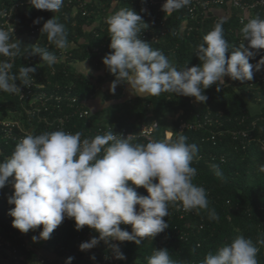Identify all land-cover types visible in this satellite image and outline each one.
<instances>
[{
  "label": "clouds",
  "instance_id": "9594fccd",
  "mask_svg": "<svg viewBox=\"0 0 264 264\" xmlns=\"http://www.w3.org/2000/svg\"><path fill=\"white\" fill-rule=\"evenodd\" d=\"M191 2L166 0L162 10L170 15ZM30 3L36 9L59 12L64 0H30ZM41 19L37 18L34 23L39 24ZM225 22V18L218 20L197 46L195 53L202 63L178 69L160 50L140 39L141 29L147 24L134 10L121 8L109 14L106 23L110 48L114 51L103 58V63L116 76L110 91L114 94L117 85L126 82L137 96L155 97L168 92L206 102L205 90L217 84L219 91L225 76L241 82L251 81L254 67L256 71L264 67V58L256 65L249 62L256 54L249 49H264V18L257 16L247 23L241 21V34L243 41H248V47L241 42L230 56L226 55L230 45L224 36ZM41 32L57 49L69 47L67 30L55 17L43 24ZM26 53L39 54L42 64L48 67L58 61L47 48L38 45L30 51L24 48L14 38L13 27H0V57L8 58L0 59V91L20 93L17 80L30 85L36 67L22 66L16 75L11 72L13 65L9 62ZM82 135L79 131L73 134L64 130L27 134L12 155L0 161V189L14 176V194L8 203L15 207L9 215L14 217L13 227L21 233L43 225L40 236H34L33 240H47L66 217L74 218L76 230L88 226L99 233V239L93 237L90 242L81 243L80 250L86 251L100 240L134 241L139 245L143 238H155L169 227L164 218L169 216L170 204L178 209L182 206L186 212L195 210L197 214L205 210L209 220L219 221L215 209L209 207L206 189L193 183L197 169L192 162L198 158L199 149L185 135L178 134L172 139L169 134L164 140L146 144L133 143V135L123 138L112 129L91 139H82ZM210 167L215 175L222 176L218 165ZM258 172L264 173V165ZM129 181L145 188L149 195H139ZM121 224L131 225L132 232L122 230ZM236 231L238 234L230 243L215 252L209 251L201 264H259L257 244L264 246V236L254 243L239 234V229ZM112 247L116 259H125L117 245ZM73 259L68 257L65 264H72ZM91 259L96 257L93 255ZM147 264L176 262L164 248L154 250Z\"/></svg>",
  "mask_w": 264,
  "mask_h": 264
},
{
  "label": "trees",
  "instance_id": "16d2710c",
  "mask_svg": "<svg viewBox=\"0 0 264 264\" xmlns=\"http://www.w3.org/2000/svg\"><path fill=\"white\" fill-rule=\"evenodd\" d=\"M27 1L29 0H0V12L10 11L19 5L12 19L17 27V34L29 35L31 30L38 29L39 46L43 48L49 46L48 50L57 56L58 61L53 67L46 65L40 68L42 62L40 55L26 59L17 56L12 73L18 75L22 66L36 67L33 75L40 82H51L53 85L48 86L49 90L63 80L65 85L62 84V87L71 86L73 94L81 100L99 98L96 88L116 80L115 74L103 63V58L114 51L110 48L111 37L106 23L109 14L121 8H129L139 14L147 26L152 21V14H146L145 8L134 0H88L85 15L83 9L76 7L74 10V7L78 6V0H72L69 6V0H64L63 7L54 13L36 9L31 4L27 5ZM239 15L240 12L233 11L223 25L225 39L230 45L229 53L226 54L228 56L239 48L241 42L248 47V41H243L242 27L238 25ZM257 16L264 18V15L258 12L254 18ZM54 17L65 26L68 34L69 47L66 50L71 57L64 62L60 60V50H55L56 47L48 42L47 35L41 32L43 24ZM37 18H43L39 24L34 23ZM187 19L183 11H174L165 21L166 36L160 37L157 43H151V29L147 27L141 29L148 30V37L144 41L153 49L160 50L178 69L191 68L202 63L195 53L197 46L203 42V36L208 34L216 23L213 16L199 18L196 22H189L191 31L181 36L179 31ZM249 50L256 53L249 59L251 64L258 63L264 58V49ZM0 59L5 60L4 57ZM82 63L89 67L92 75L88 76L78 71V66L86 67ZM52 68H56L57 73L52 72ZM101 71L102 74H99ZM127 87L128 84L122 82L117 85L114 94L109 89L103 97L100 96L108 106L101 112L104 117L99 113L94 115L92 124L108 123L118 130L137 132L143 124L157 120L160 132L167 130L170 125L176 128L180 120L193 121L198 116L201 119L207 116L213 121L218 118L222 122L221 129L226 132L251 129L256 138L264 140V83L258 82L254 75L251 81L243 82L227 77L219 91L217 84H213L204 92L208 97L206 102H198L194 97L168 92L155 97L147 94L126 97ZM250 104L262 107L261 111L251 112ZM9 105L16 107V98H12L10 93L0 91V112L7 113ZM157 111H160V115L156 113ZM169 116L177 119L168 122ZM85 123L73 119L69 124L72 126L77 124L76 131L83 133V130L87 129ZM183 135L188 138L189 143L198 146L196 159L201 156L204 158L192 165L197 169L193 183L206 189L209 207L215 209L219 221L209 220L205 210H201L199 214L194 210L193 216L189 215L183 220L174 218L169 213L166 220L169 227L165 229L167 233L164 231L155 238H143L139 245L134 241H117L119 251L128 258L126 264H147V258L154 250L164 248L168 249L170 257L176 264H201L209 251L215 252L223 244L230 243L238 234L237 229L239 234L251 238L254 243L264 236V173L258 172L259 167L264 165V151L260 146L253 143L244 149L240 145L241 138L234 139L232 134L224 136L221 141L219 139L214 144L207 130L187 131ZM159 140L163 139L159 137ZM1 146L6 149V155L9 156L15 149L4 147L3 144ZM221 156L225 158L224 162L219 159ZM3 160L5 157H2ZM213 164L219 166L221 177L213 172L210 167ZM8 184L0 189V237L9 242L10 246H0V264H65L68 257H74L72 264H93L91 257L94 254L81 251L80 245L83 241H88L91 235L98 239L99 233L88 226L76 230L74 218L66 217L49 239H40L43 244L33 246L31 249L25 246L27 236L31 240V246L34 244L33 237L40 236L43 225L27 233H21L13 227L14 217L9 215V211L15 205L8 203ZM122 230L131 233L132 226L123 224ZM30 233H33L32 237ZM257 247L258 262L264 264V246L257 244ZM13 248H16L15 253L12 252ZM36 250L41 255L37 254Z\"/></svg>",
  "mask_w": 264,
  "mask_h": 264
},
{
  "label": "built area",
  "instance_id": "2783aa9c",
  "mask_svg": "<svg viewBox=\"0 0 264 264\" xmlns=\"http://www.w3.org/2000/svg\"><path fill=\"white\" fill-rule=\"evenodd\" d=\"M138 2L145 8L146 14H152L151 24L147 26L148 29H151V43H157L160 37L166 36V31L164 30L165 21L171 15H167L165 11L162 10V6L166 3V0H134ZM88 3V0H78V9L85 10V6ZM25 4V3H24ZM27 5H30V0L26 2ZM72 4V0L68 1V6ZM23 5V4H22ZM19 7L16 5L10 11L3 12L5 15L0 16V27L5 29L12 28L14 29V36L17 35V27L13 24V15L15 10ZM187 15V20L184 21L181 28H183V32L179 31L181 36L187 34V32L191 31L192 27H190L189 22H196L199 18L202 17H210L213 16L216 18L217 22L221 18L229 19L233 11L237 10L240 12L239 18V26L243 27L241 21L247 23L249 19L254 18V15L258 12L259 14L264 15V0H192L191 4L180 9ZM87 13L85 10L84 15ZM38 29H33L29 33L28 36L31 38L35 45L39 46L38 43ZM148 30L141 31L140 39L143 41L147 39ZM49 49V46L47 47ZM55 50H58L57 48ZM59 51V50H58ZM60 60L64 62L71 57L68 54L67 50H60L59 52ZM39 56V54H38ZM5 60H8L7 57H4ZM9 62L12 65L15 63V58H12ZM257 63L253 64L256 65ZM42 63L39 67H43ZM13 67L11 69V72ZM38 71L39 68H37ZM52 72L57 73L56 68L51 69ZM65 74V73H64ZM102 74V71L99 73ZM31 75V74H30ZM88 76L92 75L90 71ZM253 75L257 77L258 82L264 83V67L261 70L256 71L255 67L253 69ZM97 79V77H95ZM17 86L21 89L20 93L11 94L12 98H16L17 106L11 107V111L9 110L7 113H3L0 116V161H2V157L7 159L10 157L6 155V149L2 148V144L4 147H14L24 138L27 134H41L43 132H51L55 130H64L66 132L75 133L78 129L77 124L74 126L70 125V121L73 119H77L78 121L86 122L87 129L83 130L82 139L84 138H94L97 135L105 134L109 129H112L114 134L120 135L123 138H127L130 135L134 136L133 143H142L146 144L149 141L159 140L161 137L163 140L167 138L169 134H171L172 139H175L178 134H184L187 131H208L210 140L216 144L222 140V138L226 135L233 136L234 139L241 138L240 145L245 149L250 144H258L260 149L264 151V140L262 138H256L251 129L248 130H240L235 132H226L221 129L222 122L216 118L215 121L212 118L205 117L201 119L198 116L193 121H185L180 120L179 124L174 128V125H170L167 130L159 132V122L157 120L152 121L148 124H143L140 126L137 132L134 131H126V130H118L116 127L108 124H92V118L96 113L92 111L90 103L93 100H81L78 96L73 94V90L71 86L62 87L63 80L60 83L54 84L52 90L48 89V86H52L51 82H40L33 75V78L30 82L29 86L23 85L19 80L16 81ZM109 83L103 84L102 87H97V94H102V97L106 92L110 89L105 88ZM112 84V83H111ZM110 84V85H111ZM252 86V85H251ZM105 88V89H104ZM11 112H14L13 114ZM177 118L173 116L171 120L168 119V122H172ZM72 124V122H71ZM94 125V126H93ZM255 126V124H253ZM213 158V157H212ZM216 158V157H214ZM204 159L202 156L197 160L194 158L192 165L194 162ZM222 162L225 161V158L221 156L219 158ZM214 161V160H213ZM211 163V162H210ZM14 176L9 177L8 184V192L7 197L9 198L14 194L13 188ZM129 185L134 187L139 195L147 196L149 193L143 187H136L132 185L129 181ZM139 209V205L136 206ZM169 213L177 219L183 220L187 218L189 215H194L195 211H184L182 206L178 209L175 205H169ZM165 221L168 220V217L164 218ZM121 229L123 228V224L120 225ZM202 225H200V229H202ZM167 233L168 231L165 230ZM33 236V233H30V237ZM94 236L88 237V241L90 242ZM183 238V236H182ZM99 239V238H98ZM37 239L34 244L31 246V240L27 236L26 244L29 249L33 246L37 247ZM82 242V243H83ZM10 246V243L7 242L4 238L0 237V246ZM113 245H117L116 240H112L109 242H105L104 240H100L99 243L90 250H86L87 253H93L96 256V259L93 260V264H126L128 258L125 259H116L115 250L113 249ZM13 253L16 252V248H13ZM37 254L39 251L36 250ZM11 253V254H13ZM41 255V254H39Z\"/></svg>",
  "mask_w": 264,
  "mask_h": 264
},
{
  "label": "crops",
  "instance_id": "0c3cea01",
  "mask_svg": "<svg viewBox=\"0 0 264 264\" xmlns=\"http://www.w3.org/2000/svg\"><path fill=\"white\" fill-rule=\"evenodd\" d=\"M51 12L54 13V11H51ZM14 38L19 40V41H21L22 46L24 48H28L29 51H30V48L35 45V42L31 38H29L28 36H26L24 34H17V35L14 36ZM36 55H38V54H36ZM36 55H30V54L26 53L23 57L26 59V58H30V57H33V56H36ZM43 65L46 66V64H43ZM77 69H78V71L82 72V74H88L90 72L89 68H86V67L81 66V65L78 66ZM98 96H99V98L95 99L94 101L102 102V97H100L101 95H98ZM90 106H91L92 109L95 108V110H96V108L99 107V106L93 104L92 102L90 103ZM103 107H102L101 111L104 110ZM249 108H250L251 112H253V113L256 112L257 108L261 110V107H256V106H254L252 104L249 105Z\"/></svg>",
  "mask_w": 264,
  "mask_h": 264
},
{
  "label": "rangeland",
  "instance_id": "374dc122",
  "mask_svg": "<svg viewBox=\"0 0 264 264\" xmlns=\"http://www.w3.org/2000/svg\"><path fill=\"white\" fill-rule=\"evenodd\" d=\"M48 11H49V10H48ZM82 64H84V63H82ZM84 65L86 66V64H84ZM86 68H89V67L86 66ZM227 77H228V76H225V78H227ZM225 78H224V79H225ZM110 84H111V83H109L107 86H105V88H108V87L110 88ZM105 88H104V89H105ZM127 88H128V89H127L126 92H125V94L127 95L126 97H134V96H137V95H135V94L133 93V91L131 90V88H130L129 85H128ZM102 94H103V93H102ZM102 94H100V95L102 96ZM92 103L95 104V105H97V106H99L98 108H96V110H95V108L92 109V111H93L94 113H96V114H98V113L101 114V112H102V111H101L102 107L104 106L103 108H105V107L108 106V103H105V102H103V101H102V102L93 101ZM261 108H262V107H261ZM7 110H10V111H11V107H10V106H7ZM260 111H261L260 109H258V108L256 109V112H257V113L260 112ZM11 113L13 114L14 112H11ZM156 113H157L158 115H160V111H157ZM2 115H3V113L0 112V116H2ZM101 116L104 117L103 114H101ZM168 118H169V120H171L173 117H170V116H169ZM41 241H42V240L39 239V240L37 241V244H38V245L43 244V241H42V242H41Z\"/></svg>",
  "mask_w": 264,
  "mask_h": 264
}]
</instances>
